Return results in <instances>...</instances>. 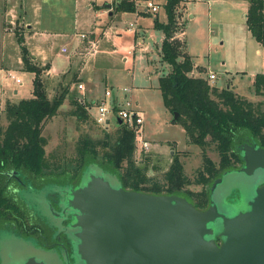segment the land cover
<instances>
[{
    "label": "rangeland",
    "instance_id": "374dc122",
    "mask_svg": "<svg viewBox=\"0 0 264 264\" xmlns=\"http://www.w3.org/2000/svg\"><path fill=\"white\" fill-rule=\"evenodd\" d=\"M103 1L106 0H40V27L60 28L61 33L58 37L36 38L33 43L42 50L53 73L61 72L69 63L65 74L57 77L59 81L49 78L45 81L47 96L51 98L57 95L68 80L72 82L67 84V94L56 114L42 124V167L46 177L39 180L26 176L27 186L16 185L13 180L10 183L18 188V195L26 202V206H23L25 215L30 216V226L41 227L37 221L42 219L45 212L51 216L49 223L56 222L46 206V193L54 187L67 186V179L77 164L76 147L79 141L87 138L97 145L105 133L113 138L115 122L112 119L107 126L98 125L92 119L95 112L92 104L102 98L104 90H110L111 99L124 98L125 93L140 110L141 138L147 142L148 150L140 151L139 141L134 140L133 158L139 167H146L147 176L162 182L163 173L175 154L182 164L183 174L191 181L180 189L189 190L194 197L197 192L203 189L207 191L209 187L192 182L196 171L202 166V150L214 164L218 161L212 144L201 148L189 143L180 124L170 122L171 113L162 106L157 88L158 77L168 71L169 65L160 61L162 32L152 26L157 14L158 20H165L162 8L156 13L148 12L146 17L137 18L136 25L132 23V29H135L130 32L126 28H129V22L134 21V14L119 12L107 20L105 12L101 11ZM29 2L24 0L22 6H28ZM247 2L215 0L209 7L196 4L187 9L175 8L176 28L172 38L181 44L180 50L197 65L198 72L195 70L189 75L205 77L212 72L215 74L212 83L218 88L228 87L237 96L258 103L259 109L264 110V94L255 95L251 85L254 73H264V47L251 37L246 28L244 14ZM90 3L96 7H91ZM13 4L15 2L12 0L7 5ZM18 8L16 6V13H3L4 8L0 5V110L7 100L30 96L32 73L17 69L11 63L18 51L12 39L23 28L20 16L25 8L21 11ZM1 24L5 28L4 35ZM91 30L94 33L97 31L95 39L92 36L93 43L90 42ZM79 34L84 37L81 38ZM62 43L67 49L64 54L59 52ZM2 66L12 69L8 71ZM9 72L18 77L21 85L8 75ZM78 83L82 84V89L77 88ZM123 89L128 91L124 92ZM71 99L80 101L87 108L92 106L86 110V120H78L72 114ZM6 124L2 113L0 126L5 128ZM97 150L101 153L103 149L97 145ZM60 171L64 173L57 174ZM109 176L112 185H115L116 177L112 174ZM77 180L76 177L69 183ZM261 182H264V169L250 176L231 171L222 176L212 199L220 211L226 212V204L230 202L237 203L243 209L252 190ZM38 232L32 235L20 229L16 233L6 223H0V264H17L28 255H34L46 264H75L74 257L63 258V251L56 247L49 251L42 249L43 242ZM33 249H38L37 253Z\"/></svg>",
    "mask_w": 264,
    "mask_h": 264
},
{
    "label": "trees",
    "instance_id": "16d2710c",
    "mask_svg": "<svg viewBox=\"0 0 264 264\" xmlns=\"http://www.w3.org/2000/svg\"><path fill=\"white\" fill-rule=\"evenodd\" d=\"M178 2L164 0L161 8L165 20L159 21L156 17L152 20V26L162 32L160 61L169 65V70L158 77L157 88L162 106L171 116L174 112L178 115L170 122L180 124L187 141L201 148L213 145L218 155L217 163L214 164L202 150V166L192 181L209 185L222 171L242 163L238 149L241 143H256L264 149V110L259 109L258 103L237 96L228 87L218 88L206 76L188 74L192 68L191 59L180 50L181 44L172 38L176 28L174 10ZM113 10L133 12L134 7L120 2ZM244 22L251 37L264 47V0H248ZM16 36L21 69L33 76L31 96L18 101L7 100L0 112L7 121L5 128L0 126V223H6L17 233L20 229L32 230L26 224L27 214L18 188L10 183L13 180L16 185L27 186L26 176L39 180L46 177L42 167V124L56 114L67 94V84L72 80L67 81L60 93L49 98L44 77L48 64L35 63L22 45V37L18 33ZM251 85L255 95L264 94V73H255ZM70 104L73 105L72 114L78 120L87 119L89 109L86 106L76 99H71ZM97 145L103 149L101 153ZM97 145L87 138L79 141L77 164L67 182L78 178L88 164L95 163L103 171L115 175L123 188L153 194H176L196 208L206 207L208 188L197 192L194 197L189 190L180 189L191 181L183 174L182 164L175 154L163 173L162 182L146 175V167H139L133 158L134 132L124 124L116 121L113 138L105 133Z\"/></svg>",
    "mask_w": 264,
    "mask_h": 264
},
{
    "label": "water",
    "instance_id": "95a60500",
    "mask_svg": "<svg viewBox=\"0 0 264 264\" xmlns=\"http://www.w3.org/2000/svg\"><path fill=\"white\" fill-rule=\"evenodd\" d=\"M238 149L242 163L211 181L202 209L176 194L123 188L117 178L112 185L110 173L95 163L75 183L54 187L62 195L60 210L49 201L46 206L54 220L67 216L64 233L75 264H264V182L252 187L243 209L230 202L220 211L212 199L223 175L264 169L258 144L245 142ZM17 264L46 263L28 255Z\"/></svg>",
    "mask_w": 264,
    "mask_h": 264
},
{
    "label": "crops",
    "instance_id": "0c3cea01",
    "mask_svg": "<svg viewBox=\"0 0 264 264\" xmlns=\"http://www.w3.org/2000/svg\"><path fill=\"white\" fill-rule=\"evenodd\" d=\"M12 0H0V5L2 6V8H4V10L2 9L3 13L4 11H7L8 13L11 12V11H14L16 13V6H19L18 9L23 10V8H25L24 11H22V15L20 16V18H22L23 20H21V26H23V28L21 29V31L19 30V36L22 37V45L25 46V48L27 49L29 55L31 56L32 60L35 62V63H39V64H44V63H47L48 64V61L45 59V55L43 54L42 50L40 48H38V46L34 45L33 41L36 39V38H49V37H58L59 34L61 33V30L60 28H41L40 27V19H41V16H42V9H41V4H40V0H30L31 2H29L28 6H22L24 4V0H13V2H15V4L11 5V6H8L9 3L11 2ZM25 1H28V0H25ZM164 3V0H158V4H159V8H161V5ZM8 4V5H7ZM161 4V5H160ZM91 7L95 8L96 6L93 4V3H90ZM210 6V5H209ZM207 6V7H209ZM101 11L105 12L106 16H107V20L109 19H112L114 14L115 13H119V12H115L113 11V6H112V3L110 0H106V1H103V4H102V7H101ZM100 11V12H101ZM7 13V14H8ZM133 13V12H131ZM148 12H138L137 14H134V21L133 22H129L128 25L131 23H136V20L137 18H141V17H146L148 14ZM13 14V13H12ZM16 15V14H14ZM116 15V14H115ZM158 15V14H157ZM157 15H156V18H157ZM190 17V15H189ZM111 21V20H110ZM160 21V20H159ZM136 25V24H135ZM140 25V24H138ZM1 27L3 29V35L5 34V28H3L2 24H1ZM107 29V28H106ZM105 29V31H106ZM127 31H133L134 29H129L128 27L126 28ZM104 31V32H105ZM7 32V31H6ZM97 32V31H96ZM94 33L93 30H91V32L89 34H91V39H90V42L93 43L94 40H92V36L94 38V34H97V33ZM103 32V33H104ZM12 33V32H11ZM93 34V35H92ZM80 36V34H79ZM95 39V38H94ZM11 40V39H10ZM13 42H15L17 44V47H18V51L16 53V57L15 59L13 58L11 63L15 64L17 67V69H21V61H20V57H19V44H18V41H17V37L15 36V39H12ZM99 41V39H98ZM34 45V46H33ZM65 48V52H66V47H65V44H61L60 47H59V52L61 54H64L65 52H62L61 51V48ZM259 52V51H258ZM124 59V58H123ZM68 60V59H67ZM69 62V60H68ZM191 63H192V69L190 72L193 73V71H197L196 69V66L194 62H192L191 60ZM68 64H66V67L64 70H62L61 72L59 73H53L49 68L46 70L45 72V79L47 80L48 78L55 81V80H58L57 77L59 75H63L65 74V71L68 67ZM4 67L5 70H8L10 71L9 69H12L11 67L9 66H6L8 68H6L5 66H2ZM14 68V69H16ZM22 70V69H21ZM169 70V68H168ZM198 72V71H197ZM256 73H259V72H256ZM263 73V72H261ZM189 74V73H188ZM255 74V73H254ZM253 74V75H254ZM8 75L11 77V78H15V81L16 79H18V77H15V75L11 72L8 73ZM33 76V75H32ZM192 76V75H191ZM32 80V78H31ZM59 81V80H58ZM19 85H21V82L19 80ZM16 93V90L14 91ZM124 95V94H123ZM30 96H31V89H30ZM29 96V97H30ZM19 100V99H18ZM18 100H9V101H18ZM4 108V106H3ZM3 108L0 110V112L3 110ZM138 109V108H137ZM166 110V109H165ZM153 152V151H151ZM156 153H160V152H156Z\"/></svg>",
    "mask_w": 264,
    "mask_h": 264
},
{
    "label": "built area",
    "instance_id": "2783aa9c",
    "mask_svg": "<svg viewBox=\"0 0 264 264\" xmlns=\"http://www.w3.org/2000/svg\"><path fill=\"white\" fill-rule=\"evenodd\" d=\"M112 6L119 4L120 2L130 3L134 7V14L138 12H149V13H156L159 8L158 0H110ZM215 0H179L178 5L176 8L187 9L188 6L196 5V4H204L209 6ZM175 13V10H174ZM133 24H129V29H131ZM80 37L83 38L84 35L80 34ZM62 52H65V48H61ZM206 79L209 82H213L215 79V74L212 72H208ZM16 82L19 83V79H16ZM78 89H82V84H77ZM124 92L128 90L123 89ZM111 93L110 90H104L103 96L97 103H93L92 106L94 107V114L92 115L93 121L102 126H107L110 119L114 122L120 120V123L124 124L127 128L132 129L134 132V140L139 141V150L142 152H147V142L142 140L141 138V131L140 125L142 124V117L140 115V110L136 108V106L126 97L124 93V98H110ZM88 107L90 110L91 107Z\"/></svg>",
    "mask_w": 264,
    "mask_h": 264
},
{
    "label": "flooded vegetation",
    "instance_id": "af4514ba",
    "mask_svg": "<svg viewBox=\"0 0 264 264\" xmlns=\"http://www.w3.org/2000/svg\"><path fill=\"white\" fill-rule=\"evenodd\" d=\"M71 183L68 182L67 185H69ZM60 191V190H59ZM56 189H51L48 191V193H46L47 196V200L51 203V206L54 208V210H60V206H58L60 199H61V193ZM26 202H24V205ZM31 211V216L33 217V211L30 209ZM41 220H36L41 227H38L36 225H32L30 226L29 223V219L30 216L27 214V225L31 227L32 231H26L28 232V234H32L34 235L35 232H37V230H39V239H42L43 242V247H41L42 249H44L45 251H49V250H53V247H56L58 250H60V252L63 251V249H65L68 258H70L71 255V249L69 248L68 245V239L66 238V235L64 233V228L66 226V224L68 223V219L67 216L64 215L63 219H55L56 222L54 224H51L48 222L49 217L51 220V216L47 215V212H45V214H43ZM48 218V219H47ZM53 219V218H52ZM35 220V219H34ZM58 221V223H57ZM59 227V230L58 228ZM219 238L215 237V242L219 243ZM60 254V253H59Z\"/></svg>",
    "mask_w": 264,
    "mask_h": 264
}]
</instances>
